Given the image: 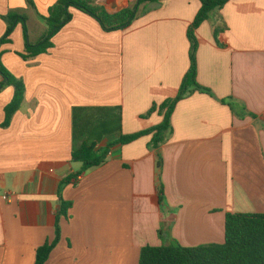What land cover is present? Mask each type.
<instances>
[{"label":"crops","instance_id":"obj_1","mask_svg":"<svg viewBox=\"0 0 264 264\" xmlns=\"http://www.w3.org/2000/svg\"><path fill=\"white\" fill-rule=\"evenodd\" d=\"M57 1L34 0L33 10L26 0H0V39L15 11L38 42L48 30L39 16ZM92 1L111 15L138 4ZM201 8L200 0L145 3L115 32L72 10L53 48L29 61L17 25L0 48L26 87L7 128L15 90L0 93V264H35L37 250L54 241L61 183L82 168L74 149H104L162 124L159 107L178 96L189 71V30ZM195 37L197 81L211 93L176 105L160 148L151 147L153 134L116 146L103 166L63 188L73 206L48 264H139L146 246L223 244L228 213L264 214V0H230Z\"/></svg>","mask_w":264,"mask_h":264},{"label":"trees","instance_id":"obj_2","mask_svg":"<svg viewBox=\"0 0 264 264\" xmlns=\"http://www.w3.org/2000/svg\"><path fill=\"white\" fill-rule=\"evenodd\" d=\"M161 0H138V4L111 15L103 7L92 0H59L50 9L47 17L39 16L48 27L46 34L36 43L29 41L28 18L18 12L11 11L4 19L8 24L6 34L0 39V48L11 43V36L18 24L24 28L26 48L20 56L29 61L53 48L54 37L73 19L72 10L80 11L94 18L106 32H115L127 29L136 20L139 8L145 3H158ZM202 8L189 30L190 68L186 74L179 94L175 99L168 100L159 109L164 114V120L159 126L138 134L122 136L118 141L104 149L96 150V144L86 143L74 149L72 161L82 164L81 170L67 177L62 183L59 192L60 209L56 224V237L53 242H48L37 250L35 264H48L50 256L61 241L60 219L69 218V211L73 204L62 198V190L70 184L76 185L84 173L90 169L103 166L109 158L111 150L116 146L130 144L145 135L153 134L151 147L160 148L166 143L172 132L171 118L176 105L187 96L196 92L210 94L208 89L198 84L197 50L198 41L195 31L202 23L209 20L212 15L221 10L230 0H200ZM28 7L35 10L34 0H26ZM221 30L216 31L218 36ZM0 93L7 87H13L15 95L7 106L6 119L3 127L10 126L13 116L19 111L25 97L26 87L22 79L16 78L2 63L0 57ZM155 106L149 114L155 112ZM148 114V115H149ZM121 117L118 116L120 124ZM119 127V126H118ZM158 170H162V159L158 162ZM160 202L165 201L164 188L159 187ZM161 235V234H160ZM139 264H264V214L253 213H228L225 222V242L223 244H207L196 247H184L178 241L169 245L158 247L146 246L140 253Z\"/></svg>","mask_w":264,"mask_h":264}]
</instances>
